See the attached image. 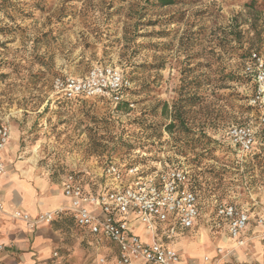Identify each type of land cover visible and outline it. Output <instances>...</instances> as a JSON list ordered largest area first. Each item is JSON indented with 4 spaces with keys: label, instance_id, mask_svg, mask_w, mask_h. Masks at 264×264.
I'll list each match as a JSON object with an SVG mask.
<instances>
[{
    "label": "rangeland",
    "instance_id": "374dc122",
    "mask_svg": "<svg viewBox=\"0 0 264 264\" xmlns=\"http://www.w3.org/2000/svg\"><path fill=\"white\" fill-rule=\"evenodd\" d=\"M253 52L264 59V0H0V122L11 129L6 171L32 167L58 184L71 172L99 176L111 161L146 172L181 167L211 213L215 199L262 210L264 128L244 161L226 136L233 125L259 126L250 106L255 84L244 73ZM97 65L119 68L134 84L119 112L102 99L56 97L57 76ZM202 229L191 237L205 235L208 264H264V234L240 259L232 243L237 250L219 256V238ZM110 247L90 258L85 250L83 263L98 264ZM21 253L0 244V264L21 263ZM52 253L35 264H63L60 249ZM106 261L118 264L115 254Z\"/></svg>",
    "mask_w": 264,
    "mask_h": 264
},
{
    "label": "built area",
    "instance_id": "2783aa9c",
    "mask_svg": "<svg viewBox=\"0 0 264 264\" xmlns=\"http://www.w3.org/2000/svg\"><path fill=\"white\" fill-rule=\"evenodd\" d=\"M244 73L255 84L250 106L258 110L260 122L258 127L253 123L233 125L226 132L241 161L255 152L259 127L264 128L263 57L251 53L245 61ZM133 85L119 68L107 65L94 66L83 75L57 76L53 81L54 93L59 100L102 99L118 112L117 108L128 102ZM134 106V103L130 104V107ZM10 142L11 129L8 124L0 122V196L7 172L4 153ZM95 180L105 185L100 188ZM63 192L69 201L68 206L35 218L20 211L14 217L34 229L69 216L96 242L114 246L118 264H183L181 254L169 244V240L194 229L203 210L198 188L193 185L189 171L181 167L146 172L138 165L111 161L99 176L69 173L63 180ZM214 209V227H225L228 236L239 247L246 244L244 234L251 226L264 229V209L251 210L218 199L214 201ZM139 226L151 236L149 241L136 233ZM218 251L225 253L223 249ZM204 261L210 259L206 257ZM101 263H105V259Z\"/></svg>",
    "mask_w": 264,
    "mask_h": 264
},
{
    "label": "crops",
    "instance_id": "0c3cea01",
    "mask_svg": "<svg viewBox=\"0 0 264 264\" xmlns=\"http://www.w3.org/2000/svg\"><path fill=\"white\" fill-rule=\"evenodd\" d=\"M8 151L9 147L4 153L7 167L11 164ZM15 167V169L10 167V170L7 172L3 180L2 195L0 196L3 202V208L0 209V244L13 245L17 251L22 252L21 255L19 254V259L22 262L15 264H35L37 258L43 260L52 259V252L55 248L60 249L62 256V259H60L61 263L64 264L63 261H65L68 264H84L83 262H86L88 258L85 256V250L90 254V258V256L93 257V249L106 245V243L96 242L91 235L78 228L76 224L72 225L73 223L69 216L57 219L52 225L43 224L34 229L26 227L20 220H17L14 214L18 211L27 213L32 218H35L39 214L51 212L60 207H66L69 205V201L63 192L64 178L61 183L54 184L51 183L50 176L45 177L41 172H37L32 167H29V169L27 167L22 169L24 167L20 166V168L17 165ZM95 181L99 184L100 188L105 185L98 180ZM96 188L95 186L93 189L96 191ZM202 208L201 218L194 229L169 240V244L181 254L183 264H208L201 260V258H205L204 255L206 254L205 245L207 240L205 235L198 237V239L191 237V235L202 234L204 231L202 228H207V230L210 228L211 233L216 238H219L220 245L217 249H223L224 252L236 249L229 246L231 243L234 246L236 244L228 236L225 227L215 228L213 225L215 220L214 202L212 213L209 206L203 202ZM141 228L143 227L139 226L136 233L146 239L139 232ZM261 234H264L263 228L255 225L251 226L244 234L246 244L240 247V250L235 252L233 256L241 259L252 245L259 247L262 244V240L260 239ZM145 235L151 239V236L146 231ZM183 237L186 238L188 245L183 243L184 247L181 250L177 245ZM150 239L146 240L149 241ZM106 249L109 252V254H105L107 258L117 253L114 247ZM54 254L59 253L55 252ZM218 255L220 256L221 254ZM106 257L102 258L105 259V263L107 262ZM78 260L79 262H77ZM101 260L98 261V264H105L101 263ZM212 260L210 259V261Z\"/></svg>",
    "mask_w": 264,
    "mask_h": 264
},
{
    "label": "trees",
    "instance_id": "16d2710c",
    "mask_svg": "<svg viewBox=\"0 0 264 264\" xmlns=\"http://www.w3.org/2000/svg\"><path fill=\"white\" fill-rule=\"evenodd\" d=\"M159 1H160L161 5L166 6V5L174 4L176 0H159ZM117 109L120 110L121 106H119Z\"/></svg>",
    "mask_w": 264,
    "mask_h": 264
},
{
    "label": "bare ground",
    "instance_id": "6f19581e",
    "mask_svg": "<svg viewBox=\"0 0 264 264\" xmlns=\"http://www.w3.org/2000/svg\"><path fill=\"white\" fill-rule=\"evenodd\" d=\"M6 176V175H5ZM5 176H4V178H5ZM4 180V179H3ZM52 212V211H51ZM233 242L236 244V246L237 247H239V245L233 240Z\"/></svg>",
    "mask_w": 264,
    "mask_h": 264
}]
</instances>
